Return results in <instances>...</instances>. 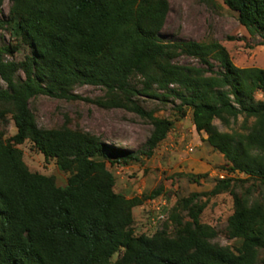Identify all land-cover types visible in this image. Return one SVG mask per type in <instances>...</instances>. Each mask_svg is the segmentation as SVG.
Wrapping results in <instances>:
<instances>
[{
  "label": "trees",
  "instance_id": "16d2710c",
  "mask_svg": "<svg viewBox=\"0 0 264 264\" xmlns=\"http://www.w3.org/2000/svg\"><path fill=\"white\" fill-rule=\"evenodd\" d=\"M8 1L9 14L0 25L30 46L32 55L23 65L27 77L19 81L18 64L6 56L20 45L0 47V76L6 83L0 87V121L10 114L17 129L10 137L0 130V264H259L264 195L254 197V184H246L254 180L264 187V101L255 97L264 94V69L236 66L215 40H164L169 0ZM224 2L264 45V0ZM182 57L200 65L181 64ZM78 85L104 88L105 96L97 100L103 108L150 119L153 131L145 148H112L97 135L67 125L40 128L30 101L40 95L70 100ZM138 96L180 100L181 114L192 110L196 130L224 155L229 174L247 176L218 179L210 191L177 200L170 215L173 233L166 226L153 235H137L134 208L157 198L163 188L128 198L116 192V177L108 168V163L151 157L174 125L146 111ZM240 116L253 119L246 133L223 132L214 123L219 119L229 127ZM28 141L70 174L65 186L29 169L19 148ZM224 193L234 201L226 233L240 239L235 248L213 242L218 231L201 221L207 201Z\"/></svg>",
  "mask_w": 264,
  "mask_h": 264
},
{
  "label": "rangeland",
  "instance_id": "374dc122",
  "mask_svg": "<svg viewBox=\"0 0 264 264\" xmlns=\"http://www.w3.org/2000/svg\"><path fill=\"white\" fill-rule=\"evenodd\" d=\"M169 1L171 11L161 31L164 40H215L224 45L236 66L264 69L263 38L259 35L251 36L240 24L238 12L230 9L224 0ZM9 7L10 2L7 0L0 8V20H7ZM9 45H20L14 54L6 57L18 64L16 79L22 81L27 77V69L23 65L28 64L32 49L21 38L17 40L10 30L0 25V47ZM179 62L200 65L198 59L191 57H182ZM138 81L135 79L134 83ZM0 87H6L1 76ZM105 92L100 86L78 85L72 90L75 96L73 99L40 95L30 101V108L40 128L67 125L69 128L97 135L103 144L112 148L144 149L153 131L151 120L123 108L101 107L97 100L102 99ZM255 97L264 101L261 91ZM135 100L146 111H152L154 116L171 119L174 125L167 137L153 150L151 157L142 155L140 160L129 164L108 163V168L116 177V192L128 198L142 197L155 189L163 188L162 194L157 198L146 199L134 208L136 234L153 235L166 226L168 232L173 233L175 223L170 215L177 200L189 197L195 192L210 191L218 179L228 176L244 179L247 176L239 172L229 174L224 155L207 142L205 132L196 130L192 110L187 109L185 115L181 114L180 100L170 98L168 102H163L147 96H138ZM214 123L223 132L246 133V127L252 125L253 119L245 120L240 116L229 127L223 125L219 119H215ZM0 130L5 131L6 137L16 133L17 129L10 114L6 120L0 121ZM19 148L23 151L24 161L31 171L53 176L58 186L67 184L70 174L61 171L54 159H46L29 141L19 145ZM253 184V196L264 195V187L254 180H250L246 187ZM201 200L207 201V198L202 197ZM159 209L164 210L166 220L153 227L151 218ZM233 211V197L224 193L207 201L201 221L218 231L213 242L235 248L240 245V239H233L226 233L228 218ZM182 218L184 221L188 220L185 212L182 213ZM261 257L259 264H264V252ZM117 258L115 255L113 260Z\"/></svg>",
  "mask_w": 264,
  "mask_h": 264
},
{
  "label": "built area",
  "instance_id": "2783aa9c",
  "mask_svg": "<svg viewBox=\"0 0 264 264\" xmlns=\"http://www.w3.org/2000/svg\"><path fill=\"white\" fill-rule=\"evenodd\" d=\"M166 219L165 214H164V210L159 209V211L151 218V225L153 227L159 225L160 223H162L164 220Z\"/></svg>",
  "mask_w": 264,
  "mask_h": 264
},
{
  "label": "clouds",
  "instance_id": "9594fccd",
  "mask_svg": "<svg viewBox=\"0 0 264 264\" xmlns=\"http://www.w3.org/2000/svg\"><path fill=\"white\" fill-rule=\"evenodd\" d=\"M165 220H166V219H165ZM163 222H164V221H163ZM163 222H162V223H163ZM162 223H161V224H162Z\"/></svg>",
  "mask_w": 264,
  "mask_h": 264
}]
</instances>
